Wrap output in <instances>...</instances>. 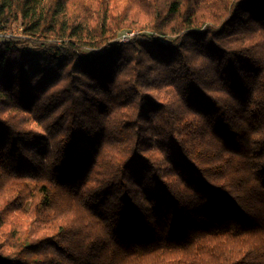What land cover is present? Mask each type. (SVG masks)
<instances>
[{"label":"trees","instance_id":"16d2710c","mask_svg":"<svg viewBox=\"0 0 264 264\" xmlns=\"http://www.w3.org/2000/svg\"><path fill=\"white\" fill-rule=\"evenodd\" d=\"M16 24L0 264H264V0H0Z\"/></svg>","mask_w":264,"mask_h":264},{"label":"built area","instance_id":"2783aa9c","mask_svg":"<svg viewBox=\"0 0 264 264\" xmlns=\"http://www.w3.org/2000/svg\"><path fill=\"white\" fill-rule=\"evenodd\" d=\"M132 36H130V34H127V35L121 37V42H129L130 37H132ZM15 37H17V36H14L12 34V32H10V31H0V44L3 42L9 41L11 39H14Z\"/></svg>","mask_w":264,"mask_h":264},{"label":"rangeland","instance_id":"374dc122","mask_svg":"<svg viewBox=\"0 0 264 264\" xmlns=\"http://www.w3.org/2000/svg\"><path fill=\"white\" fill-rule=\"evenodd\" d=\"M10 32H12V34H13L14 36L20 37V36H21V33H22V27L20 26V24H16V25H14V27H13V31H10ZM127 34H130V36H132V35L135 34V32H133V33L131 34V33H127L126 31H121V32H119V33L117 34V37H116L115 41L121 42V37H123V36H125V35H127ZM132 37H133V36H132ZM132 37H130V40H131ZM14 39H15V38H14ZM124 43H128V42H124ZM30 47H31V46H30Z\"/></svg>","mask_w":264,"mask_h":264}]
</instances>
